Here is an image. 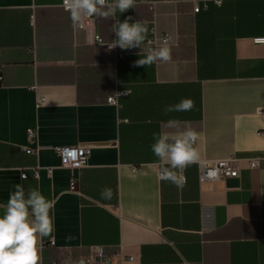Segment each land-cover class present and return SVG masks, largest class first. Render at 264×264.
Masks as SVG:
<instances>
[{"label":"crops","instance_id":"obj_1","mask_svg":"<svg viewBox=\"0 0 264 264\" xmlns=\"http://www.w3.org/2000/svg\"><path fill=\"white\" fill-rule=\"evenodd\" d=\"M151 1L157 15L143 0L117 13L173 35L172 59L147 67L133 66L141 49L117 59L96 41L115 39L111 18L78 29L62 0H0V204L17 183L59 197L42 264L90 246L143 264H264V158L248 164L264 156V0L199 13L194 0ZM116 88L130 90L119 106ZM183 98L194 110L163 114ZM170 118L200 133V161L239 158V177L201 183L198 162L183 187L159 180L150 145ZM76 145L91 146L88 164L62 167L54 147Z\"/></svg>","mask_w":264,"mask_h":264},{"label":"clouds","instance_id":"obj_2","mask_svg":"<svg viewBox=\"0 0 264 264\" xmlns=\"http://www.w3.org/2000/svg\"><path fill=\"white\" fill-rule=\"evenodd\" d=\"M178 3L181 0H167ZM197 5L203 2L205 9L209 0H194ZM217 7L222 6L223 0H211ZM137 0H63V7L69 13L73 26L82 24L91 17H101L114 20L112 32L116 39L107 45L109 50L119 47L121 50L141 49L140 58L133 66L150 67L154 63L169 62L171 54V36L162 38L160 46L145 48L149 40L150 28L148 22L135 20L132 16L123 21L117 18V13L123 14L136 7ZM155 34V28L151 29ZM130 95V90L116 92L109 97L110 103L119 106V98ZM195 103L191 98H183L176 104L166 105L163 114L168 116L174 112H189L194 110ZM153 143L150 145L158 168V179L171 182L177 187L186 184L185 172L200 159L197 142L200 133L191 127L189 121L170 118L162 121L160 130L152 134ZM211 175H215L212 173ZM25 177H21L24 179ZM101 198L110 200L112 190H101ZM59 197L49 198L39 188H28L15 184L9 193L0 214V264H42V241L54 231L53 210ZM83 264V261H81Z\"/></svg>","mask_w":264,"mask_h":264},{"label":"built area","instance_id":"obj_3","mask_svg":"<svg viewBox=\"0 0 264 264\" xmlns=\"http://www.w3.org/2000/svg\"><path fill=\"white\" fill-rule=\"evenodd\" d=\"M144 2H147L150 4L151 9L155 13L156 9V2L151 0H143ZM62 6H63V0H62ZM209 6L205 9L203 4L197 5L195 3L193 12L199 13L202 10H207ZM154 15H157L156 13ZM94 19V17L88 18ZM85 26V21L77 25L76 28L80 29ZM150 32H149V40L152 41V43H145V48H151V47H158L160 46V43L162 41V38L165 36H171L172 40L170 41L171 46L175 45V41L173 38V35L164 32L159 31L155 19L150 24ZM155 28V34L153 35L151 32V29ZM116 39V36H115ZM96 41L102 45H108L109 43L103 42L101 37L96 36ZM255 42L258 44L264 45V36L258 37L255 39ZM116 51V58L120 59L125 57L128 53L124 51H120L117 48H115ZM160 61L154 63V66H157ZM3 80V75L0 72V83ZM126 89H120L116 88V90L113 93L116 92H125ZM112 93V94H113ZM111 94V95H112ZM110 95V96H111ZM107 98L108 103L109 97ZM128 96V95H122L121 97ZM119 98V99H120ZM44 103V98H40L38 100V106L40 104ZM112 104V103H110ZM114 105V104H112ZM54 150L57 152L61 159V166L69 169H75V168H82L85 167L88 164L89 157L91 155V146L88 145H76V146H57L54 147ZM26 151L28 153H36L38 149L36 148H27ZM264 158L263 157H256L251 158L248 160V164L252 168H257L260 166V161ZM199 179L201 183H204L209 180H218V179H226L230 177H239L240 175V159L237 158L235 155H231L227 158L222 159H215V160H201L199 161ZM214 173L215 175H211ZM35 175L38 177V170H35ZM23 177L27 176V173L24 172L22 174ZM76 180L73 177L71 180V189H75ZM50 245L54 246L55 242L54 240L50 241ZM118 257V260H116L114 255L107 254L103 247L101 246H90L85 249H80L78 251H69L64 253L62 256L58 257L54 261H52L51 264H81V261H83V264H143L140 263L133 255H129L123 251V248L121 247L116 254Z\"/></svg>","mask_w":264,"mask_h":264}]
</instances>
